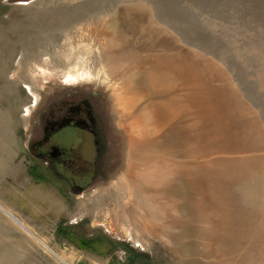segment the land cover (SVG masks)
I'll use <instances>...</instances> for the list:
<instances>
[{
    "label": "rangeland",
    "instance_id": "374dc122",
    "mask_svg": "<svg viewBox=\"0 0 264 264\" xmlns=\"http://www.w3.org/2000/svg\"><path fill=\"white\" fill-rule=\"evenodd\" d=\"M76 87L105 96L111 160L71 193L25 135ZM6 181L48 210L56 264H264V0H0Z\"/></svg>",
    "mask_w": 264,
    "mask_h": 264
},
{
    "label": "flooded vegetation",
    "instance_id": "af4514ba",
    "mask_svg": "<svg viewBox=\"0 0 264 264\" xmlns=\"http://www.w3.org/2000/svg\"><path fill=\"white\" fill-rule=\"evenodd\" d=\"M108 104L92 89L48 92L31 114L25 135L30 171L42 179L64 182L69 192H81L108 170Z\"/></svg>",
    "mask_w": 264,
    "mask_h": 264
},
{
    "label": "crops",
    "instance_id": "0c3cea01",
    "mask_svg": "<svg viewBox=\"0 0 264 264\" xmlns=\"http://www.w3.org/2000/svg\"><path fill=\"white\" fill-rule=\"evenodd\" d=\"M26 181L33 183L27 178ZM21 198L17 190L10 192L9 197V181L6 185L0 182V260L18 261L17 264H56L44 253L48 241L45 234L48 210L27 198H22L24 204ZM56 212L60 215L61 209L54 205L51 213Z\"/></svg>",
    "mask_w": 264,
    "mask_h": 264
},
{
    "label": "trees",
    "instance_id": "16d2710c",
    "mask_svg": "<svg viewBox=\"0 0 264 264\" xmlns=\"http://www.w3.org/2000/svg\"><path fill=\"white\" fill-rule=\"evenodd\" d=\"M59 231H60V233L63 236H66L68 234L67 230L64 229V228H60ZM94 242L95 241L94 240H91V239H88V240L80 239L79 242H78V244H79V247L89 249L94 244Z\"/></svg>",
    "mask_w": 264,
    "mask_h": 264
},
{
    "label": "bare ground",
    "instance_id": "6f19581e",
    "mask_svg": "<svg viewBox=\"0 0 264 264\" xmlns=\"http://www.w3.org/2000/svg\"><path fill=\"white\" fill-rule=\"evenodd\" d=\"M13 220V219H12ZM15 223V222H14Z\"/></svg>",
    "mask_w": 264,
    "mask_h": 264
}]
</instances>
